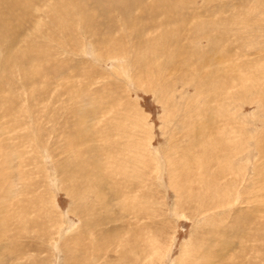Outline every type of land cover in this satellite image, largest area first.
Masks as SVG:
<instances>
[{
    "label": "rangeland",
    "instance_id": "374dc122",
    "mask_svg": "<svg viewBox=\"0 0 264 264\" xmlns=\"http://www.w3.org/2000/svg\"><path fill=\"white\" fill-rule=\"evenodd\" d=\"M17 1L0 0V19L10 30L9 35L0 36V264H264V166L259 171L264 158L254 150L257 142L264 145V0H177L172 13L156 15L157 26L144 28L139 36L124 32L125 37L120 30L111 32L104 24L100 25L101 34H91L75 7L66 9V17L51 11L57 3L70 5L69 0ZM96 2L85 3L95 11L94 7L107 8L109 0ZM146 19L150 20L149 16ZM116 21H121V16ZM11 31L16 35L12 43ZM175 32L178 39L171 38ZM203 35L210 36V42ZM11 44L13 50L6 49L4 54L1 47L11 48ZM179 48L181 54L167 59L165 51L174 53ZM160 49H165L164 55L158 54ZM21 54L25 55V73L16 61L10 63L11 56L16 60ZM182 56L185 63L180 61ZM136 57L142 62H134ZM178 62L188 63L190 69L185 67V71L182 66L181 70ZM161 65L162 74L157 71ZM190 72L199 79L211 72L216 83L208 81L206 92L198 95L186 82ZM216 86L219 89L207 104L202 122L196 104L203 107ZM59 90L65 95H57ZM96 91L104 94L105 103L119 100L115 101L120 102V110L109 109L112 116L122 111L130 122L136 116L131 123L139 122V151L150 144V164L142 168L136 165L129 175L136 178L137 168V174L141 171L144 175L138 174L144 180L133 179L142 184L132 183L145 197L144 207L155 209L152 217L146 215L144 207L141 213L128 210L130 202L122 212L113 189L105 185L104 169H96L93 180L87 173L79 187V175L70 177L67 170L61 175L56 168L72 160L83 168L87 154L84 158L81 153L86 143L81 141L82 146L76 140L78 132L88 128H92L91 133L97 131L100 114L109 112L100 109L97 115L91 114L85 104L88 98L86 102L80 100L90 93V98L96 99ZM205 121L208 130L204 139L186 136ZM221 124L226 128L218 127L220 133L226 131L228 139H234L230 143L234 144L235 157L230 156L228 161L233 168L224 165L222 170L227 175H217L220 167L211 165L208 171L214 168L213 172L204 174L206 163L202 161L229 158L221 151L209 150L211 139L206 144L202 141L209 131L213 133L210 136L215 135V128ZM74 140L77 143L71 147ZM93 141L91 145L100 144L98 135ZM237 143L241 144L239 148ZM262 145L258 146L263 149ZM240 148L242 152L236 153L234 149ZM73 153L79 158L73 159ZM96 156L89 155L88 162L100 161ZM165 156L167 160L172 158L170 166ZM173 156L178 157L173 160ZM213 177L216 181L225 177L218 183L219 191L214 187L211 192ZM235 188L240 194L234 193ZM34 212L38 216L31 214ZM246 239L253 241L252 245Z\"/></svg>",
    "mask_w": 264,
    "mask_h": 264
},
{
    "label": "bare ground",
    "instance_id": "6f19581e",
    "mask_svg": "<svg viewBox=\"0 0 264 264\" xmlns=\"http://www.w3.org/2000/svg\"><path fill=\"white\" fill-rule=\"evenodd\" d=\"M14 1V0H13ZM70 1V5H65V4H60V3H57L56 5H55V7H53L52 6V9H51V11H53L55 14H59V15H61V16H67L68 14H69V12H67L66 11V9H68L69 8V6L70 7H75V11H76V14H78V15H80L81 17L80 18H82L81 19V21L82 22H84V24H85V29H86V31H88V32H90L91 34H93V35H99L98 33H100V31H101V24H104V27L105 28H107L108 30H110L111 32H113L114 30L113 29H118V30H120L122 33V36H124L125 37V34H124V32H133V33H136L138 36H139V33L140 34H143L144 33V28H147V27H149V26H157L158 24H156V18H157V14L159 13V12H163V13H172V10H173V6H174V8L177 6V4H178V1L177 0H172V2H166L165 0H109V3H107L108 4V7L106 8V7H102V8H96V7H94L95 8V11H93V9L92 10H90L87 6H86V3L85 2H89V1H91L92 2V4H96L97 2V0H69ZM99 1H105V0H98V2ZM245 1V0H244ZM16 2H18L17 0H16ZM32 2V1H31ZM35 2V1H34ZM246 2V1H245ZM63 3V2H62ZM12 5H15L16 3L15 2H13V3H11ZM18 4V3H17ZM20 4V3H19ZM18 4V5H19ZM72 4V5H71ZM29 5V4H28ZM37 5V4H36ZM106 5V4H105ZM181 5V4H180ZM41 6V5H40ZM82 6V7H81ZM97 6V5H96ZM104 6V5H103ZM257 6H258V4H257ZM260 6V5H259ZM20 7H21V5H20ZM35 7V6H34ZM42 7V6H41ZM253 7V6H252ZM255 7H256V5H255ZM80 8V9H79ZM69 10V9H68ZM42 11V10H41ZM216 11V10H215ZM36 12V11H35ZM34 12V13H35ZM40 12V11H39ZM132 12V16H131V13ZM9 13V12H8ZM43 13V12H42ZM114 13V14H113ZM246 13H248V12H246ZM2 14V13H1ZM53 15V17H51L50 15ZM50 15H48V16H50L51 18H54V15L55 14H53V13H51ZM250 14V13H249ZM3 15V14H2ZM29 15V14H28ZM31 15V14H30ZM5 16V15H4ZM17 16V15H16ZM47 16V17H48ZM120 16H121V21H116V18L118 17V18H120ZM146 16H149V18H150V20L149 19H146ZM31 17V16H30ZM38 17V16H37ZM103 17V18H102ZM112 17H113V19H112ZM4 18V17H3ZM44 18H45V16H44ZM49 18V17H48ZM51 18H50V20H51ZM59 18V17H58ZM56 20H57V18H56ZM55 20V21H56ZM63 20H64V18H63ZM168 20V19H167ZM185 20H186V18H185ZM57 21H59V20H57ZM56 21V22H57ZM62 21V20H61ZM149 21H150V25H148V23H149ZM36 22H37V20H36ZM107 24H106V23ZM203 23V22H202ZM50 24V23H49ZM218 26V25H217ZM57 27V26H56ZM8 30H7V29ZM33 28H34V26H33ZM55 28V27H54ZM54 28H52V29H54ZM206 28V27H205ZM221 28V27H220ZM29 29V28H28ZM31 29V28H30ZM56 29V28H55ZM57 29H58V27H57ZM68 29V28H67ZM107 29H105V30H107ZM16 30V29H15ZM205 30V29H204ZM27 31V30H26ZM32 31H33V29H32ZM31 31V32H32ZM34 32V31H33ZM39 32V31H38ZM9 33H10V30H9V27H7L6 26V24H5V21L3 20V22H2V20L0 19V36L3 34L4 36H6V35H9ZM64 33V32H63ZM69 33V32H68ZM77 33V32H76ZM79 33V32H78ZM179 33V32H178ZM17 34V33H16ZM27 34H28V32H27ZM33 34V33H32ZM36 34V33H35ZM34 34V35H35ZM38 34V33H37ZM59 34V33H58ZM80 34V33H79ZM101 34V33H100ZM112 34V33H111ZM181 34V33H180ZM249 34V33H248ZM11 40H9V42H14V40H13V38H15L16 37V35H15V31H11ZM66 35V34H65ZM179 35V34H178ZM133 36V35H132ZM142 36V35H141ZM204 36V35H203ZM193 37H195V35L194 36H192V38ZM25 38H26V36H25ZM101 38V37H100ZM108 38H110L109 36L107 37V39ZM133 38V37H132ZM171 38H173V39H176L177 38V32H175V35L174 36H172ZM204 39H208V41L210 42V40H211V38H210V36H204L203 37ZM219 38V37H218ZM102 39V38H101ZM104 39V38H103ZM139 39H140V37H139ZM178 39V38H177ZM35 40V39H34ZM163 40V39H162ZM191 40V39H190ZM213 40V39H212ZM217 40V39H216ZM50 41V40H49ZM99 41V40H98ZM129 41V40H128ZM137 41V40H136ZM136 41H134V43H136ZM179 41V40H178ZM138 42H139V40H138ZM163 42H164V40H163ZM180 43L179 44H181V41H179ZM100 43H101V41H100ZM143 43V42H142ZM141 43V44H142ZM188 43H190V42H188ZM213 43V42H212ZM12 45V44H11ZM193 45V44H192ZM246 45V44H245ZM36 46V45H35ZM172 46V45H171ZM196 46V44L194 45V46H191V47H195ZM207 47V46H206ZM4 47H1V50L3 51V53L5 54V52H6V49L8 50V51H11V50H13V45H12V47L11 48H8L7 47V45L5 46V48L3 49ZM202 48V47H201ZM251 48V47H250ZM117 49V48H116ZM191 48H189V50H190ZM197 50L199 49V48H196ZM207 49V48H206ZM208 49H212V48H208ZM163 50H165V49H160L159 51H157L158 52V54L159 55H161V54H163ZM181 49L179 48V50H174L175 52L174 53H166V51L164 52V54H168V55H165V56H167V59H172L174 56H177V55H179V54H181V51H180ZM201 50V49H200ZM183 51H185V50H183ZM202 51V50H201ZM211 51V50H210ZM225 51V50H224ZM197 52H200L199 50L197 51ZM206 52V51H205ZM208 50H207V54H208ZM223 52V51H222ZM185 53V52H184ZM202 53V52H201ZM16 54V53H15ZM139 54V53H138ZM163 54V55H164ZM191 54H192V51H191ZM194 54V53H193ZM196 54V53H195ZM199 54V53H198ZM226 54V53H225ZM185 55H187V53L185 54ZM188 55H189V52H188ZM204 55H205V53H204ZM24 54H21V56L19 55L17 58H16V60H15V56H11L10 58H12V59H10V63H12V62H17L18 64H20L19 65V67H18V69L20 68H22V69H24L23 70V73H25L26 71H25V67H24V65H26L25 63H26V60L24 59ZM157 56V55H156ZM159 57V56H158ZM181 57V56H180ZM185 57V56H184ZM183 56H182V58L180 59V61L181 62H184L185 63V58H184ZM117 58V57H116ZM144 58V57H143ZM142 58V59H143ZM177 58V57H176ZM190 59V58H189ZM146 60V59H145ZM8 61V60H7ZM142 62V60H140L139 59V57H136V59H134V62ZM148 61V60H147ZM151 61V60H150ZM154 61V60H153ZM144 62V61H143ZM152 62V61H151ZM150 62V63H151ZM181 62H178V65H179V67L178 66H176V68L178 67V68H182L181 70H183V67H184V70L186 69V68H188V69H190V67H188V63L190 62V61H188V63H186V64H184V63H181ZM148 63V62H147ZM175 63H176V61H175ZM181 63V64H180ZM144 64H145V62H144ZM146 65V64H145ZM144 65V66H145ZM176 65V64H175ZM192 65V64H191ZM140 66V65H139ZM143 66V67H144ZM183 66V67H182ZM254 65H252V67H253ZM141 67H142V65H141ZM146 67V66H145ZM186 67V68H185ZM147 68V67H146ZM150 67H148V69H149ZM165 68V67H164ZM193 68V67H192ZM240 68V67H239ZM187 69V70H188ZM230 69V68H229ZM137 70V69H136ZM145 72H146V69L144 70ZM143 71V72H144ZM157 71H159V73L161 72V74L164 72V70H163V68H162V65H161V68H159ZM186 71V70H185ZM190 71H192V70H190ZM238 71V70H237ZM143 72H142V74H143ZM188 72H189V70H188ZM230 72V71H229ZM149 73V72H148ZM191 73V75L189 74V79L187 80L186 79V77H184L187 81L186 82H188V85H191V87H192V89H194V90H196V92L195 93H197L198 95H200V93H203V92H206V90L208 89V87L210 86L208 83L209 82H211V80H212V76L213 75H211L210 73L211 72H209L208 74H206L205 75V78L204 79H199L198 77H197V75H194V74H192V73H194V72H190ZM27 74V73H26ZM141 74V75H142ZM136 75V74H135ZM165 76V75H164ZM157 77H159V75L157 76ZM200 77H204V76H200ZM215 77H218V76H215ZM214 77V78H215ZM177 78V77H176ZM159 79V78H158ZM163 79V78H162ZM159 80H161V78L159 79ZM179 80V79H178ZM219 80V79H218ZM226 80V79H225ZM258 80V79H257ZM257 80H256V82H257ZM185 81V80H184ZM184 81H183V83H184ZM209 81V82H208ZM213 81V80H212ZM220 81V80H219ZM219 81H217V82H219ZM222 81V80H221ZM186 82L184 83V85L186 84ZM214 83H216V81H213ZM222 82H224V81H222ZM173 83V82H172ZM171 82H170V84H172ZM169 84V85H170ZM227 84V83H226ZM168 85V86H169ZM173 85V84H172ZM218 85H219V83H218ZM18 86V85H17ZM171 86V85H170ZM242 86V85H241ZM247 86V85H246ZM190 87V86H189ZM218 86H216L215 88H212V94H209V98H206L205 99V101H206V103L205 104H203L204 106L202 107V105H200V104H196L197 106H200V114L198 113L197 114V116H198V118L200 119L201 118V120H202V122L205 120H203L202 118H205L206 116V107L208 106L207 104L209 103V101H212L213 100V94H216L215 92L217 91V89H219V87L217 88ZM160 88H161V86H160ZM166 88H167V86H166ZM172 88V87H171ZM183 88V90L185 91V92H188V90H187V88H186V90H185V87H182ZM38 90V89H37ZM100 90V89H99ZM224 90V89H223ZM220 92V91H219ZM86 93H88V92H86ZM96 93L98 94V96H97V98L96 99H94V98H90V96H91V93L89 94V95H87L86 94V96L84 97V98H82V96L80 97V100H82V101H85L86 102V98H88V101L89 102H86L85 104H87V105H89V107H88V110L91 112V114H95V115H97V113H96V111L97 110H100L101 109V111H105V110H109V109H113V110H120L121 108H120V102L118 103V102H116L115 100H118V99H112V102L111 103H105V100H103V96H104V94L103 95H101L102 93H98L97 91H96ZM211 93V92H210ZM56 94L58 95H62V96H64L65 94L63 93V91L61 92V90H59V91H57L56 92ZM223 94V93H222ZM234 94V93H233ZM237 94H238V90H237ZM39 95H40V93H39ZM69 95V94H68ZM106 96V95H105ZM109 96V95H108ZM217 96V95H216ZM66 97V96H65ZM70 96H68L67 98H69ZM204 97V96H203ZM221 97V96H220ZM225 97V96H224ZM229 97V96H228ZM232 97H234V96H232ZM57 98V97H56ZM63 98V97H62ZM222 98V97H221ZM230 98V97H229ZM228 98V99H229ZM47 99H49V97L47 96ZM51 99V98H50ZM76 99V98H75ZM104 99H105V97H104ZM245 99V98H244ZM259 99V98H258ZM92 100H94V101H92ZM113 100L115 101V102H113ZM223 100V99H222ZM225 100V99H224ZM227 100V99H226ZM60 101V100H59ZM119 101V100H118ZM221 101V100H220ZM229 101V100H228ZM93 102V103H92ZM224 102V101H223ZM122 103V102H121ZM188 103V102H187ZM225 103V102H224ZM93 104L94 105H96V108H91L90 106H93ZM126 104V103H125ZM227 104V103H226ZM231 104V103H230ZM118 105H119V107H118ZM225 106V105H224ZM78 107V106H77ZM95 107V106H94ZM219 107H222V106H219ZM39 108V107H38ZM123 108V107H122ZM124 108H127V107H124ZM131 108V107H130ZM75 109V108H74ZM78 109V108H77ZM70 110V109H69ZM130 111H131V109H129ZM72 111H73V109H72ZM128 111V110H127ZM129 111V112H130ZM74 112V111H73ZM79 112V111H78ZM214 112H215V110H214ZM241 112V111H240ZM74 113H76V112H74ZM126 113V112H125ZM131 113V112H130ZM129 113V114H130ZM233 113V112H232ZM77 114V113H76ZM128 114V115H129ZM209 114H211V113H209ZM84 114H82V116H83ZM124 112L122 113V111H119L115 116H112V113H111V111L109 110V112H106V113H103V114H100V123L99 124H101V127L99 126V129L97 130V131H94V132H92V133H94L95 134V137L98 135V139H100V144H98V146H94V145H91V143H94V136H93V138L91 137V131H92V128H91V130H90V128H88V129H86L83 133H81V132H78V137L79 138H76V140L78 141V142H80L81 143V141L82 142H85L86 143V146H85V148L83 149V151H82V153H81V155H82V157H84L85 158V156H86V154H87V159L85 160V162H82V167L83 168H81V166L80 165H74L73 164V160H72V162L70 163V164H68V165H64V163L63 164H59V167H56L57 168V170L60 172V174L61 175H63V173H65L66 172V170L67 171H69L70 172V177L72 176H77V175H79L80 177H81V180H79V181H77L76 182V186H79V187H82V182L85 180V176L87 175V173H90V175H88L87 176V178H89L90 180H93L94 179V173H95V171H96V169H101L102 168V170L104 169L105 170V174H106V178L104 177V179H106V181H105V185H107L106 187H108L110 190H112L113 189V191H112V194L114 195V197H115V201L116 202H119L120 203V207H121V210H122V212L123 211H126V207H129V206H127V204H126V202H130V204L132 205V207L130 208H128V210H131V211H133L134 213H141V210H142V208L144 207V204L146 203V200H145V197L143 198V195L139 192V191H137V189L135 188V185L132 183V182H135V184H139V183H141V180H136V181H133V179L135 178V176L133 175H129V172H130V170H132V168L134 167H136V165H140L141 166V168H142V166L143 167H145L149 162H150V159H149V157L148 156H151L152 157V155L153 154H151L152 153V151L150 150V149H148L149 148V146H150V144L149 145H147V146H145V147H142L143 148V152H141V151H139V149H141L140 147L142 146H138V140H139V137L137 136L138 134H140V133H138L137 134V132L140 130V128H139V126H138V123H134L135 121V117H133V119H131V122H132V120L134 121L133 123H131L130 121H129V119L124 115ZM132 115V114H131ZM214 115V114H213ZM99 116V115H98ZM75 117V116H74ZM131 117V116H130ZM208 117H210V116H208ZM218 117V116H217ZM76 119V118H75ZM126 120H128V124L130 125H128V127L127 126H125V123L124 122H126ZM198 120V119H197ZM196 120V121H197ZM210 120V119H209ZM65 121H67V120H65ZM142 121V120H141ZM184 121H186V120H184ZM198 121H200V120H198ZM217 122H218V120H216ZM64 122V121H63ZM187 122V121H186ZM205 123H207L206 121L203 123L204 124V127H203V124H200L199 125V128L196 130V131H194V132H189V133H187L186 134V136H190L191 138H193V139H195V140H198V139H204V135H205V133L207 132L206 130H208V126L205 124ZM132 124V125H131ZM192 124V123H191ZM212 124H213V122H212ZM228 124V123H227ZM77 125V124H76ZM183 125H185V124H183ZM186 125H189V124H186ZM206 125V126H205ZM222 125H225V124H221L220 126H217V129L215 128V132L216 133H219L218 135L215 133V135H213V136H210L211 134H213L212 133V131H209L208 133H207V135H206V140H202L203 141V143H207L208 142V140L209 139H211L210 140V142H209V145H212L211 147V149H209V150H212L211 152H213V149H214V151L215 152H218V153H220V151L222 152L221 154L226 158V157H229V158H224L225 160L224 161H213V163L211 162V163H208L207 161H202L201 163H206V166H205V170H204V174H206V172H213V170H214V168H219L220 167V172L219 173H217V175L218 174H220V175H227L226 173H225V171H223L222 169L224 168V165H226V166H228V169H230V170H232V168H233V166L232 165H230L229 166V163H228V161H229V159H232V158H230V156H232L233 158L235 157V152L232 150V148H234V144L232 145V143H230V140H232V141H234V139L232 138V139H228V135L226 134V131H224L223 133H220V130H219V128L220 127H225V126H222ZM214 126V125H213ZM188 127V126H187ZM219 127V128H218ZM226 128V127H225ZM82 129V128H81ZM221 129V128H220ZM228 129V128H227ZM89 131H90V133H89ZM213 131V132H214ZM234 131V130H233ZM233 131H230L231 133H233ZM54 132V131H53ZM182 132V131H181ZM227 135V136H224L222 139H219L220 137H221V135ZM241 136V135H240ZM211 137V138H210ZM225 138V139H224ZM230 138V137H229ZM186 140V139H185ZM195 140H192V142H194ZM77 141H75L74 140V142H70V145H71V147H72V144L73 143H77ZM243 142V141H242ZM90 143V144H89ZM145 143H147V142H145ZM82 144V143H81ZM187 144H188V142H187ZM263 144V143H262ZM260 142H257V146H255L256 144L254 143V146L256 147V148H254V150H256V153L258 152L259 153V155L262 157V158H264V148L262 149L261 147H259L258 145H262ZM69 145V144H68ZM84 144H82V146H83ZM190 145V144H189ZM188 145V146H189ZM238 145H241V144H239V143H237V147H238ZM263 147H264V145H262ZM66 147H68V146H66ZM176 147V146H175ZM205 147V146H204ZM204 147H203V149H204ZM62 148V147H61ZM201 148H202V146H201ZM207 148V147H206ZM239 148V147H238ZM181 149V152L185 149V146H184V148H180ZM241 149V150H240ZM240 149H234V150H236V153H241L242 152V148H240ZM61 150V149H60ZM142 150V149H141ZM150 150V151H149ZM202 150V149H201ZM200 150V151H201ZM208 150V151H209ZM206 151V150H205ZM205 151L203 150V152L202 153H205ZM70 152V151H69ZM151 152V153H150ZM170 152V151H169ZM173 152V151H172ZM214 152V153H215ZM72 153V152H71ZM199 153V152H198ZM95 155L96 156V154L97 155H100V156H96L97 158H100V161H96V162H88V156L89 155ZM207 154H209V153H207ZM73 155H74V153H73ZM211 155H212V153H211ZM216 155V154H215ZM214 155V156H215ZM218 155V154H217ZM168 158H169V154L168 155H166ZM165 156V157H166ZM68 157H70V156H68ZM67 157V158H68ZM91 157V156H90ZM158 157V156H157ZM167 157H166V160H167ZM171 157V156H170ZM174 158H173V160H175L178 156H173ZM77 158H79L77 155H74V158L73 159H77ZM218 158V157H217ZM217 158H216V160H217ZM223 158V157H222ZM95 159V158H94ZM93 160V159H92ZM97 160V159H96ZM171 160H172V158L170 159V160H167V164L170 166L172 163H171ZM63 161V160H62ZM61 161V162H62ZM152 161V160H151ZM232 161V160H231ZM103 162V163H102ZM173 162V161H172ZM99 163H101L102 164V166L99 164ZM127 163H132V165H130V166H128V164ZM150 164V163H149ZM148 164V165H149ZM151 164H152V162H151ZM208 164H210V165H208ZM147 165V166H148ZM156 165V164H155ZM211 165H215L214 166V168L213 169H211V171H208V169L209 168H211ZM139 166V167H140ZM260 166H261V164H260ZM263 166L264 165H262V167H260L259 168V171H262L263 170ZM64 167H66V168H64ZM76 167H79V168H76ZM124 167H126V169L124 168ZM152 167H154L153 165H152ZM150 168H151V166H150ZM157 168L159 169V165L157 166ZM156 168V169H157ZM136 169V168H135ZM135 169H133V171L135 170ZM139 168H137V170H138ZM144 169V168H143ZM226 169V168H225ZM224 169V170H225ZM137 170H136V178L137 179H143L142 178V176H140L141 178H139V175L138 174H141L142 172L140 171V173L138 172V174H137ZM146 171V170H145ZM148 172V171H147ZM233 172V171H232ZM235 172V171H234ZM144 173V172H143ZM162 173V172H161ZM133 174V173H132ZM98 175V174H97ZM141 175H143V174H141ZM160 175H162V174H160ZM217 175H215V176H217ZM219 175V176H220ZM244 175V174H243ZM246 175V174H245ZM144 176V175H143ZM157 176V175H156ZM148 177V176H147ZM159 177H161V176H159ZM159 177L157 178L158 180H160L159 179ZM115 178H117V183H115L114 182V180H115ZM135 178V179H136ZM223 178H225V177H219V180L218 181H216V179H215V177H213L212 179H211V183H212V186L213 187H211V192H214V190H216V188H214V187H217V189H218V191H219V186H218V183H220L222 180L221 179H223ZM227 178V177H226ZM134 179V180H135ZM144 180V179H143ZM213 180V181H212ZM221 180V181H220ZM224 180V179H223ZM227 181H229V180H227ZM226 181V182H227ZM242 181V180H241ZM223 182H225V181H223ZM236 182V185L238 184V181H235ZM231 183V186H232V181L230 182ZM230 183H227L226 185L228 186V184H230ZM240 183V182H239ZM242 183V182H241ZM142 184V183H141ZM171 185V184H170ZM225 185V186H226ZM132 186V187H131ZM238 187V186H237ZM236 187V188H237ZM236 188H235V190H234V193H236L237 191H236ZM73 190V189H72ZM100 191H101V188L100 187H98V193H100ZM141 191V190H140ZM243 191V190H242ZM22 192V191H21ZM210 192V193H211ZM109 193V192H108ZM237 193H239L240 194V191L239 192H237ZM221 194H224V192H222ZM229 194H231V193H228V195ZM216 195H218V194H216ZM225 195V194H224ZM111 196V195H110ZM227 196V195H226ZM108 198H110V197H108ZM216 198L218 199V200H223V198H220V197H218V196H216ZM111 199V198H110ZM113 200V199H112ZM149 202H151V201H149ZM20 203V202H19ZM30 203V202H29ZM119 203H118V205H119ZM129 205V204H128ZM24 206H25V204H24ZM32 207H33V204L31 205ZM205 206H206V203H205ZM31 207V208H32ZM89 207V206H88ZM122 207H123V209H122ZM124 207H125V209H124ZM213 207H218L217 205L216 206H212V207H210V209L211 208H213ZM21 208V207H20ZM26 209H24L23 211H25ZM127 210V212H129ZM23 211H21V213L23 212ZM39 211V210H38ZM137 211V212H136ZM143 211L144 212H147L146 213V215L147 216H153L152 214L154 213L155 214V209H153V207L150 205L148 208H146V207H144L143 208ZM36 212V211H35ZM35 212L34 213H31V214H35ZM90 212V211H89ZM94 212H96V211H94ZM126 212V213H127ZM125 213V212H124ZM130 213V212H129ZM133 213V214H134ZM22 214H25L24 212L22 213ZM30 214V215H31ZM121 214V213H120ZM128 214V213H127ZM33 215H31V216H33ZM36 215H37V213L35 214V217H36ZM26 216H27V214L26 215H24V216H21V219L22 220H25V218H26ZM38 216V215H37ZM122 216H123V214H122ZM34 217V218H35ZM87 217H88V221H90L91 223L93 222V220H92V216H91V214H88L87 213ZM124 217V216H123ZM122 217V218H123ZM130 217V216H129ZM132 218H130V220H131ZM135 219V218H134ZM137 219H138V217H137ZM31 220V219H30ZM124 220V219H123ZM126 220H129V219H126ZM32 221H33V219H32ZM38 221H40V220H38ZM41 221H43L42 219H41ZM141 221V220H140ZM126 222H130V221H126ZM139 222V221H138ZM43 223V222H42ZM121 222H119V224H120ZM122 223H125V222H122ZM141 223V222H140ZM32 224H33V222H32ZM41 224V223H40ZM39 224V225H40ZM51 224V223H50ZM126 225V224H125ZM43 226H45V225H43ZM31 227V226H30ZM31 228H34L33 226L31 227ZM35 228H36V226H35ZM46 228V227H45ZM119 228V227H118ZM120 228H122V227H120ZM124 228H126V227H124ZM29 229V228H28ZM137 229V228H136ZM136 229H132V230H136ZM143 229V228H142ZM19 230V229H18ZM39 230H40V228H39ZM129 230V229H128ZM22 231V230H21ZM42 231V230H41ZM121 231V230H120ZM142 231V230H141ZM140 231V232H141ZM145 231V230H144ZM147 231V230H146ZM149 231V230H148ZM48 232V231H47ZM111 232V231H110ZM133 232V231H132ZM49 233V232H48ZM113 233H115V231L113 232ZM148 233H150V232H148ZM17 234V233H16ZM116 234H119V233H115V235ZM140 234V233H139ZM152 234V233H151ZM19 235V234H18ZM123 235H121V236H118V237H122ZM132 236V235H131ZM130 236V237H131ZM143 236V235H142ZM151 236V235H150ZM124 237H126L125 235H124ZM128 237V236H127ZM135 237V236H134ZM152 237V236H151ZM154 237V236H153ZM152 237V239H154ZM250 238H251V236H249ZM132 238V237H131ZM143 238V237H142ZM238 238V237H237ZM246 240H250V239H246ZM251 241V240H250ZM59 242H60V240H59ZM248 242V241H247ZM253 241H251V242H249L250 244L249 245H252L251 243H252ZM154 243V242H153ZM149 243H147V245H148ZM152 244V243H151ZM246 244V243H245ZM247 245V244H246ZM144 246V245H143ZM146 247V246H145ZM149 247V246H148ZM247 247V246H246ZM144 249V248H143ZM146 250H147V248H145ZM194 249H197V248H194ZM152 251L153 250H151V253L150 254H152ZM199 251V250H198ZM148 252V251H147ZM142 254H143V252H142ZM147 254V253H146ZM149 255V254H148ZM21 257H23V256H21ZM141 257V256H140ZM147 257V256H146ZM124 258H127L126 256L124 257ZM131 258V257H130ZM145 258V257H144ZM203 258V257H202ZM123 259V258H122ZM149 259V258H148ZM143 260H145V259H143ZM204 260H206L207 261V258H204ZM236 260V259H235ZM235 260L233 261L234 263H236L235 262ZM135 262V261H134ZM116 263H117V261H116ZM119 263V262H118ZM113 264V263H112ZM121 264V263H120ZM144 264V263H143Z\"/></svg>",
    "mask_w": 264,
    "mask_h": 264
}]
</instances>
